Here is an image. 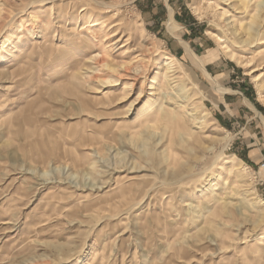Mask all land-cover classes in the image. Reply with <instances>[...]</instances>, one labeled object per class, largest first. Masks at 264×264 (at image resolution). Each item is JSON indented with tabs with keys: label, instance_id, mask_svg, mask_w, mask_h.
Here are the masks:
<instances>
[{
	"label": "rangeland",
	"instance_id": "rangeland-1",
	"mask_svg": "<svg viewBox=\"0 0 264 264\" xmlns=\"http://www.w3.org/2000/svg\"><path fill=\"white\" fill-rule=\"evenodd\" d=\"M0 264H264V0H0Z\"/></svg>",
	"mask_w": 264,
	"mask_h": 264
},
{
	"label": "bare ground",
	"instance_id": "bare-ground-1",
	"mask_svg": "<svg viewBox=\"0 0 264 264\" xmlns=\"http://www.w3.org/2000/svg\"><path fill=\"white\" fill-rule=\"evenodd\" d=\"M243 2V4H245L246 3V1H242ZM249 4V3H248ZM243 8H244V6H243ZM165 57V56H164ZM168 60L170 59V58H167ZM108 67V66H107Z\"/></svg>",
	"mask_w": 264,
	"mask_h": 264
}]
</instances>
